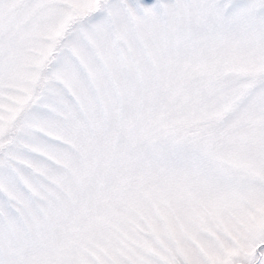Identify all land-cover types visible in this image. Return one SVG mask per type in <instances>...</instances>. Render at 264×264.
Segmentation results:
<instances>
[{
  "label": "snow or ice",
  "instance_id": "1",
  "mask_svg": "<svg viewBox=\"0 0 264 264\" xmlns=\"http://www.w3.org/2000/svg\"><path fill=\"white\" fill-rule=\"evenodd\" d=\"M0 264H264V0H0Z\"/></svg>",
  "mask_w": 264,
  "mask_h": 264
}]
</instances>
